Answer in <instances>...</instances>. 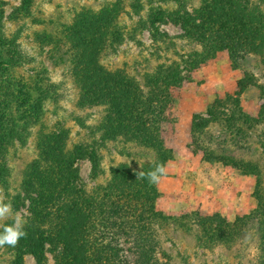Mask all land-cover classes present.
<instances>
[{
	"label": "rangeland",
	"instance_id": "374dc122",
	"mask_svg": "<svg viewBox=\"0 0 264 264\" xmlns=\"http://www.w3.org/2000/svg\"><path fill=\"white\" fill-rule=\"evenodd\" d=\"M0 1V116L8 108L18 131L0 142V187L14 211L28 220L27 237L15 247L0 248V264H37L30 239L33 198L38 195V207L43 208L58 188L52 185L56 183L52 173L62 178L63 186L65 162L59 164L58 173L50 172L48 193L25 190L29 176L46 178L41 170H48L47 152L55 147L63 150L64 157L74 158L79 184L88 193L108 184L117 167L128 165L137 178L138 172L147 173L158 164L160 156L167 158L169 172L158 186L140 184L145 190H157L155 207L166 217L158 232L162 264H260L264 257L259 235L264 232V0H247L253 11L248 17L255 25H247L252 42L241 45V55L228 48L218 50L200 58L191 70L185 69L183 60L207 45L187 35L179 15L210 21L218 9L231 15L238 0H30L26 5L23 0ZM137 3L143 5L139 11ZM157 9L165 12L157 21L159 31L168 35L156 38L139 20ZM107 11L111 16L103 21L104 35L98 46H92L104 71L120 73L126 81L130 78L135 89L149 95L148 78L159 65H169L175 73L174 66L180 64L182 80L163 89L168 103L150 132L162 154L134 133L109 131L111 102L88 98L84 82L74 72L78 55L72 26L79 28L83 19H97ZM243 78L249 86L240 92ZM43 89L48 94L38 117L34 103ZM13 120L7 128L0 125V135L11 131ZM194 122L200 127L193 132ZM80 145L87 152L82 158L74 153ZM247 168L252 172L244 173ZM256 210L262 214L257 213L255 223L246 218L245 232L231 240L212 239L198 226L199 220L216 225L217 215L233 222ZM185 219L192 228L183 223ZM112 237L108 235V240ZM119 244L124 249L129 246L122 238ZM42 256L47 264L73 260L71 255L55 259L48 250Z\"/></svg>",
	"mask_w": 264,
	"mask_h": 264
},
{
	"label": "trees",
	"instance_id": "16d2710c",
	"mask_svg": "<svg viewBox=\"0 0 264 264\" xmlns=\"http://www.w3.org/2000/svg\"><path fill=\"white\" fill-rule=\"evenodd\" d=\"M29 1L23 0L24 5ZM235 5L231 15L223 14L218 9L214 12L215 18L210 21L198 22L194 16H185L184 18V15H179L187 35L207 45L203 51L193 52L190 54V59L183 60L184 64H181L185 69H193L200 58L215 55L218 50L228 48L233 55H241V45L252 42L246 28L249 23L255 25L254 20L248 17L253 11L249 10L247 0H244V3L243 0H238ZM135 8L138 9L137 11L141 10L142 3H137ZM254 12L256 13V11ZM164 14V10L157 9L147 18H141L139 21L144 28L151 30L153 37L157 38L158 34L167 36L168 34H162L157 26L158 19L164 17ZM1 16L0 10V23ZM100 16L97 19L95 16L83 19L79 22V28L72 26L71 36L76 41L78 55L74 57V72L84 82L88 98H98L100 102H111L113 111L108 117L109 131H112L114 135L119 132L134 133L146 139L147 143H153L152 137H150L151 129L154 127L152 125L159 116L161 117L168 103L163 89L182 80V76L179 74L180 64L177 63L174 66L175 73L172 72L169 65H159L158 69L148 78L147 87L150 94L142 95L140 87L134 88L133 80L127 77L129 80L126 81L120 73L112 74V72L104 71L98 59L95 58L97 51L92 46L100 44L99 40L104 35L105 22L103 21L107 20L111 13L107 11ZM119 37L115 36V39ZM254 47L255 45L252 48ZM105 84H107V88H105ZM248 84L246 78L241 79L239 81L240 92L245 90L249 86ZM106 89L111 90V93L106 95ZM47 94L48 89H43L40 98L34 103L35 116L41 117L39 115L43 114V100ZM233 109L237 111V106H234ZM210 114L214 115L215 112L211 110ZM12 119L14 122L11 124V131L5 134L1 133L0 142L6 136L18 134L14 124L16 118L6 108L0 116L2 129L4 123L6 128L9 127V121ZM127 121L129 122L127 123ZM199 127L200 123L194 122L193 132ZM152 145L157 154L163 153L156 142ZM85 149L81 145L77 146L74 149L75 156L85 157L87 154ZM47 155L51 161L48 170H41L46 178H39L36 174L29 176L25 191L29 193V191L38 190L41 195L44 192L48 193L50 172L58 173L61 162L66 164L64 167L65 178L63 179L64 184L61 186L62 178L57 179L56 174L52 173V181H56L52 185L58 188L52 190V194L45 200L43 208L39 209L38 207V195L33 198V217L30 222L32 236L30 239L34 243L32 251L37 258V264H47L43 261L44 250L50 251L55 259L71 255L73 258L71 264H162L158 258L161 243L158 232L163 227L162 223L166 217L155 207L157 190L152 188L151 192L140 186V184L149 185L146 178L144 180L136 178L133 169L128 165H123L113 169V177L108 184L88 193L84 185L79 184V169L72 165L74 158L64 157L63 150L57 147L50 149ZM93 157L94 153L90 157L91 160ZM92 162L93 175L96 176L99 171L95 157ZM158 162L166 164L167 158L160 156ZM226 163L235 164L234 162ZM243 172L248 173L252 170L247 168ZM56 203L61 207L58 206L53 210ZM79 206L81 210H78ZM257 213L262 214L256 210L250 216L237 217L233 222L217 215L219 218L216 225L199 220L198 226H201L202 231H205L207 236L212 239L231 240L245 232V228L242 227L249 222L248 217H252L251 221L255 223V218H259ZM188 216L189 214H186L183 217ZM259 221L261 223L262 220L259 219ZM183 223L192 228L186 219ZM258 231H261L260 227ZM108 235L113 236L112 241L108 240ZM259 235L261 236V249H264V232ZM120 238L124 239V244L129 245L127 249L120 246ZM259 262L264 264V257Z\"/></svg>",
	"mask_w": 264,
	"mask_h": 264
},
{
	"label": "clouds",
	"instance_id": "9594fccd",
	"mask_svg": "<svg viewBox=\"0 0 264 264\" xmlns=\"http://www.w3.org/2000/svg\"><path fill=\"white\" fill-rule=\"evenodd\" d=\"M53 82L58 81L54 78ZM168 172L166 164L158 163L147 173L144 171L138 172L137 178H146L150 185L158 186L162 179L168 175ZM9 220L11 223H3ZM27 224L26 215L14 211L11 200L5 194V190L0 187V248L5 246L15 247L21 239L26 238L28 235L26 231Z\"/></svg>",
	"mask_w": 264,
	"mask_h": 264
}]
</instances>
